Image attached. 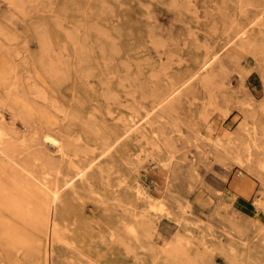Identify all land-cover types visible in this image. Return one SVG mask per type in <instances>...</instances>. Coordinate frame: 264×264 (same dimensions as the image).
<instances>
[{"label":"rangeland","instance_id":"1","mask_svg":"<svg viewBox=\"0 0 264 264\" xmlns=\"http://www.w3.org/2000/svg\"><path fill=\"white\" fill-rule=\"evenodd\" d=\"M0 111V264H264V0H0Z\"/></svg>","mask_w":264,"mask_h":264},{"label":"bare ground","instance_id":"2","mask_svg":"<svg viewBox=\"0 0 264 264\" xmlns=\"http://www.w3.org/2000/svg\"><path fill=\"white\" fill-rule=\"evenodd\" d=\"M136 125H137L136 122L132 123L129 126V130L133 131V129L136 128ZM222 130L224 131V129H222ZM255 133H256V128H255ZM139 137H141V136H139ZM43 138H45L54 147L55 152L58 153L62 158L68 157V154L65 151V148H64V146L60 140L56 139L55 137H53L52 135H49V134H45ZM25 139H26V134L24 132H20L17 129V127L15 126V121L14 120L9 121V119H7V113L0 111V168L1 169L2 168L5 169L9 166L21 167V165L19 164V161H18L19 154H21L25 150L27 151V150L32 149V147L35 144V141L33 143L28 144ZM19 147H21V148H19ZM71 163H73V162L71 161ZM73 165H74V168L76 169L79 176L84 177L86 175L85 170H87V168L84 170L80 166L76 165L75 163H73ZM24 170L25 169H23V171ZM42 175H43V177L34 176V178L42 186V189L44 190V192L51 198L50 216H49L51 226H50L49 232L47 231L48 233H46L48 235V238L45 236L47 238L46 239L47 244H45V245H47V250H48V254H49V251L51 250V247H52L53 240L57 239V238H61L59 233H58L59 229L56 227V224L54 223V208L56 206V203L60 200V198L62 196L63 189H62V186L59 185V179L58 178L55 180L50 179L49 173H45V176H44V174L42 172ZM18 189H19V187H18ZM135 191H136L137 196L139 198L144 199L147 202L146 213L149 215L152 214L153 216L158 218V214L162 213L164 210L163 209L164 205L161 202V199L153 197L144 188H142L139 184L136 185ZM3 192H4V190H3ZM6 193H7V191H6ZM1 200H3V199H1ZM1 205H2V203H1ZM6 205H8V204H6ZM2 206H4V205H2ZM10 210H12V209H10ZM13 211H14V209H13ZM32 215H33V213H32ZM21 220H23V219H21ZM37 221H39V220H37ZM25 245H27V244H25Z\"/></svg>","mask_w":264,"mask_h":264}]
</instances>
